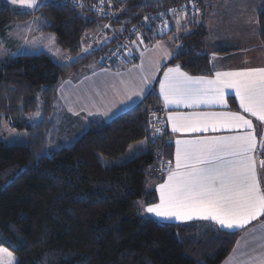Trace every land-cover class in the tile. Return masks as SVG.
<instances>
[{"label":"trees","instance_id":"16d2710c","mask_svg":"<svg viewBox=\"0 0 264 264\" xmlns=\"http://www.w3.org/2000/svg\"><path fill=\"white\" fill-rule=\"evenodd\" d=\"M78 1H49L35 12L0 2V44L13 25L38 17L40 33L53 35L71 57L22 54L0 64V135L9 126L26 143L0 141V247L19 264H222L240 232L217 231L209 222L162 223L142 212V202L155 200L149 181L173 154L166 129L153 135L155 91L111 121L90 119L78 136L76 117L58 108L66 78L98 59L105 67L123 63L138 39L156 40L158 26L214 0H114L107 11L97 9L99 0ZM158 16L163 21L149 24ZM258 25L264 45V0ZM194 29L173 62L207 75L209 56L199 53L207 30L203 24ZM98 32L107 39L99 47L90 38ZM124 38L125 59L107 64L105 55ZM144 139L147 151L116 162ZM102 157L115 161L104 164Z\"/></svg>","mask_w":264,"mask_h":264},{"label":"snow or ice","instance_id":"6c2138e0","mask_svg":"<svg viewBox=\"0 0 264 264\" xmlns=\"http://www.w3.org/2000/svg\"><path fill=\"white\" fill-rule=\"evenodd\" d=\"M10 2L28 9L48 6L46 0ZM77 6L83 7L82 4ZM160 31L163 33L164 29ZM179 47L177 44L176 48ZM151 51L154 55L147 64L142 59L139 66L129 70L127 79L121 78L118 86L111 85L114 96L119 99L96 112H89V115L110 117L119 105L134 103L133 97L142 102L151 94L152 81L163 68L161 59L179 55L175 49L168 51L162 42H157ZM117 76L121 74L117 73ZM226 90L234 91L243 113L250 114L264 125V67L215 71L214 77L209 78L191 76L176 64L163 70V77L159 80V93L166 108L226 106ZM167 122L174 134L240 131L225 136L175 138L174 164L169 160L162 165L166 167L167 176L156 187L159 201L144 207L143 211L161 220L211 221L219 226L217 231L231 230V234L245 229L253 221H260L259 236L254 237L259 243L251 255L245 253L248 258L244 264H264V178L259 177L257 171L258 167L264 170V159L257 162L254 155L257 151L264 154V139L257 141L253 121L240 112L169 111ZM161 132L160 128H155L153 135ZM146 143L142 142L145 147ZM143 150L144 147L137 145L129 149V155L135 157ZM4 258L6 264H19L11 252L0 249V259Z\"/></svg>","mask_w":264,"mask_h":264},{"label":"crops","instance_id":"0c3cea01","mask_svg":"<svg viewBox=\"0 0 264 264\" xmlns=\"http://www.w3.org/2000/svg\"><path fill=\"white\" fill-rule=\"evenodd\" d=\"M243 10L244 6L240 5L239 3H233L231 2V0H214L212 5L203 13H201L200 10L195 9L194 11L196 14L194 16H191V14L189 16H186L184 14L179 17L177 16L175 18H172L171 21L166 24V27L165 25H162L156 28L155 34L153 35L156 40L152 39L151 41L146 42L142 40L143 43H141V40L138 39L134 44H132V51L129 53L130 56L126 60H124L123 63L115 67H105L100 64V61L98 59V62H95V60L89 65H86L83 69L79 70L75 75L66 78L58 89V108L62 113H69L76 117V121L79 125L77 128L76 136L80 135L85 130L88 122L92 118H99L103 121H111L118 115L131 110L137 104L141 103V101L136 97H133L134 103L130 102L128 105H119L117 109H114V114L110 117L89 115V112H96L97 109L107 107L108 104L119 99V97L114 96L111 85L115 83L118 86L119 80L121 78L127 79L129 70L136 68V66H139L142 62V59L144 63L147 64L148 59L150 57H153L154 55L151 50L154 48L157 42H162L170 52L175 49L178 53H180L184 50L183 39L193 33V30H191V28L194 27L195 22H201L207 30V35L202 45L200 46L199 53L207 54L209 56L210 64L212 66V72L207 75H194L185 70L179 63H174L173 60L176 57L174 56L170 59H161L163 68L161 71H158L156 73V78L152 81L151 84V91H155L157 94V107L162 108L167 112V142L171 144L173 148L171 160L174 164L175 138L192 139L196 136L201 135H234L238 134L240 130H218L216 132H212L210 130L206 133L174 134L171 131V125L167 122L169 111H179L184 113L240 112L246 118L253 121L255 135L257 137V141L259 142L260 140L264 139V125H262L261 122H259L255 117L250 116V114L242 112L239 106V100L236 99L235 93L232 90H226V106L202 105L197 108H185L183 105H181L179 108H176L175 106H169L168 108H166L159 93V80L163 77V70H166L167 67H173L176 64H179L181 66V70L191 76H205L209 78L214 77L215 71L228 72L240 70L243 68L264 67V45L261 44L259 38L258 18L257 20L255 19L256 17H251V19L244 18ZM198 14L200 15L201 19L198 18ZM178 19L179 23H177ZM161 29H164L163 33H161L160 31ZM162 35L164 36V38H158ZM90 36H88L87 38H89ZM90 38H96V42H94V44L96 43L97 47H99V45H104L107 43V39L104 36H101L99 32L92 35ZM92 43L93 42H91V44ZM177 44L180 45L179 48H176ZM86 49V53L87 51L89 52V48ZM60 50L61 51L57 55L60 58V60L57 59L58 61H67L71 58L67 52H64L62 49ZM213 56H215V59H213ZM117 73H120L121 76H117ZM145 141L147 142L146 147L142 144V142ZM137 145L144 147V150L138 152L136 156L148 150L149 141L148 139H144L135 142L128 147L127 151H129V149L132 147H136ZM254 155L257 158V162H259L260 159H264V154H261L259 151H257ZM159 166L160 164L157 168V172L159 173L158 178L152 179L148 183L150 191H153L155 194V200L152 202H142L141 207L143 214L146 216H150L162 223L182 225L192 222H209L215 224L211 221L196 219L192 221L161 220L143 211L144 207H147L148 205L157 203L159 201V193L156 191V187L160 183H163L164 179L167 176V172H159ZM257 171L258 176L264 178V170H261L258 167ZM262 187H264V180H262ZM216 226L219 227L218 225ZM260 226V221H253L245 229L237 230L236 232H240V237L237 240L232 253L223 261L222 264H244V262L248 258L245 253L251 255L252 249L259 243L258 240L254 239V237L259 236L258 230ZM254 229H256L257 231L254 232ZM224 231L231 232V230Z\"/></svg>","mask_w":264,"mask_h":264},{"label":"rangeland","instance_id":"374dc122","mask_svg":"<svg viewBox=\"0 0 264 264\" xmlns=\"http://www.w3.org/2000/svg\"><path fill=\"white\" fill-rule=\"evenodd\" d=\"M6 2V3H11L10 0H0V2ZM49 1H55L57 3H60L62 1H67V0H46V3H48ZM74 1H78V0H74ZM100 1V6L97 8L98 10H110L113 9L115 7L114 5V0H103V2ZM80 2V1H78ZM231 2L233 3H239L240 5L244 6V10H243V17L246 19H251L256 17L255 19L257 20L258 18V14L257 11H259L260 9V5H262V0H231ZM112 4V5H111ZM108 5H111L113 7H110ZM15 7H19L23 10H28V11H36L38 10L40 7L36 8V9H28L25 7H22L20 5H14ZM90 6V4H89ZM91 7V6H90ZM206 9L200 10L201 13H203V11L205 12ZM118 11V10H117ZM115 10V13H118ZM256 13V14H255ZM180 16L183 15L182 13H179ZM191 14V16H194L196 13L195 11H188V13L186 12V16H189ZM255 14V16H254ZM198 18H200V15L198 14ZM36 20H39L38 17H35L33 19H31L30 21H28L27 23H16L15 25H13L6 37L2 40L1 44H0V64L7 58L10 56H18L19 54H39V53H47L49 55H51L52 57L60 60L59 56H57L59 54V52L61 51L60 48L57 47L56 45V40L55 37L51 34H41L39 33V29H38V22H36ZM202 23L201 22H195L194 27L191 28V30H195L194 28H198ZM40 34V35H39ZM42 36V37H41ZM96 39L95 38H91V42H95ZM66 61V60H64ZM95 62H98V60H96ZM6 124V123H3ZM86 130V128H85ZM84 130V131H85ZM83 131V132H84ZM15 130L11 129L9 126H4V130L2 131L1 135H0V141H7L8 143H15L16 141H13L11 137H14L15 139H18L20 141H17L19 144H26L25 142H23L22 139V134L19 133H14ZM82 132V133H83ZM9 139V140H8ZM134 148V147H132ZM134 157L129 155V151H127L124 155H122L121 157H119L116 162L117 163H123L125 161H128L130 159H132ZM103 163L104 164H112V162H114L115 160H108L102 157ZM0 249H7L6 247H0ZM7 251L11 252L9 249H7ZM12 253V252H11ZM13 254V253H12ZM13 256L16 258V255L13 254ZM0 264H6V258L4 259H0Z\"/></svg>","mask_w":264,"mask_h":264},{"label":"built area","instance_id":"2783aa9c","mask_svg":"<svg viewBox=\"0 0 264 264\" xmlns=\"http://www.w3.org/2000/svg\"><path fill=\"white\" fill-rule=\"evenodd\" d=\"M161 22L163 21V16H158L156 19L152 20L149 22V24H152L154 22ZM138 32V30H135V34ZM133 33V34H134ZM127 40L128 38H124L120 41L117 42V45L112 47L111 50L109 51V54L105 55L106 59L105 62L107 64H111L112 61L117 60H124L126 55H127ZM166 111H164L162 108L156 107L155 109L152 110L151 116H152V123L155 128H160L162 132L166 129ZM168 160L162 159L160 162L159 166V171L161 173L167 172L166 167H162V165H166Z\"/></svg>","mask_w":264,"mask_h":264}]
</instances>
